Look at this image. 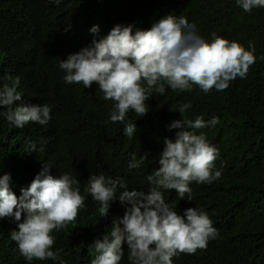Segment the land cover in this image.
Returning <instances> with one entry per match:
<instances>
[{
    "label": "trees",
    "instance_id": "16d2710c",
    "mask_svg": "<svg viewBox=\"0 0 264 264\" xmlns=\"http://www.w3.org/2000/svg\"><path fill=\"white\" fill-rule=\"evenodd\" d=\"M0 264H264V0H0Z\"/></svg>",
    "mask_w": 264,
    "mask_h": 264
}]
</instances>
